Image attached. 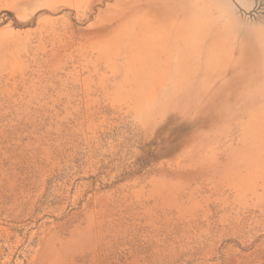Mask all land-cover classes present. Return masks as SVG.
<instances>
[{"label": "rangeland", "instance_id": "374dc122", "mask_svg": "<svg viewBox=\"0 0 264 264\" xmlns=\"http://www.w3.org/2000/svg\"><path fill=\"white\" fill-rule=\"evenodd\" d=\"M0 264H264V0H0Z\"/></svg>", "mask_w": 264, "mask_h": 264}]
</instances>
